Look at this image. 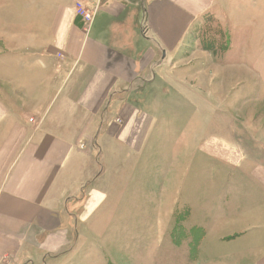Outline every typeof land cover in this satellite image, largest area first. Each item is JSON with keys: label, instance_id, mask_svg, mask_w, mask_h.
Wrapping results in <instances>:
<instances>
[{"label": "crops", "instance_id": "0c3cea01", "mask_svg": "<svg viewBox=\"0 0 264 264\" xmlns=\"http://www.w3.org/2000/svg\"><path fill=\"white\" fill-rule=\"evenodd\" d=\"M74 2L0 0V264H48L73 252L69 218L87 221L105 196L94 188L84 215L69 211L80 184L99 183L95 128L106 124V142L132 146L147 126L133 91H173V100L187 95L195 106L220 91L225 104L245 106L250 91L234 90L264 75V0H102L87 35ZM212 12L226 17L232 38L218 61L190 39ZM230 53L236 61L223 62ZM223 135L203 140L200 151L236 169L252 159L245 144H264L263 129L251 139ZM260 216L264 227V208ZM262 227L252 242L239 245L250 239L239 235L222 243L237 245L232 256H264Z\"/></svg>", "mask_w": 264, "mask_h": 264}, {"label": "rangeland", "instance_id": "374dc122", "mask_svg": "<svg viewBox=\"0 0 264 264\" xmlns=\"http://www.w3.org/2000/svg\"><path fill=\"white\" fill-rule=\"evenodd\" d=\"M225 18L218 12L204 16L202 20L212 23L201 22L198 36L190 37L196 40L195 47L212 52L216 61L226 52L221 45L228 35L232 40ZM236 59L230 53L223 62ZM234 91H250L245 106L243 99L225 104L220 91H213L207 100L197 92L198 106L190 104L187 95L173 100V91H133L132 101L142 109L147 126L136 132L138 141L132 146L106 142V124L95 128L92 177L99 176V183L80 184L79 200L71 201L68 208L84 215L94 188L104 193V201L85 222L69 218L66 227L73 244L68 249L73 252L48 264L262 263L264 256H232L229 253L237 245L223 244L221 239L243 235L250 239L239 245L247 244L263 225L264 175L254 172L264 166V144L244 145L252 158L247 169L233 168L200 151L203 140L229 131L244 139L264 131V110L259 105L264 96L258 94L264 91V75L261 81L247 80ZM201 104L205 111L198 108ZM224 116L229 119L226 127L221 126ZM79 147L83 150L82 144ZM99 199L96 195L92 205Z\"/></svg>", "mask_w": 264, "mask_h": 264}, {"label": "built area", "instance_id": "2783aa9c", "mask_svg": "<svg viewBox=\"0 0 264 264\" xmlns=\"http://www.w3.org/2000/svg\"><path fill=\"white\" fill-rule=\"evenodd\" d=\"M101 8L102 0H75L74 12L82 22V31L85 35L90 32L96 14ZM144 33L147 34L146 31ZM60 56L64 57L63 55ZM30 122L35 123V119L31 118Z\"/></svg>", "mask_w": 264, "mask_h": 264}, {"label": "trees", "instance_id": "16d2710c", "mask_svg": "<svg viewBox=\"0 0 264 264\" xmlns=\"http://www.w3.org/2000/svg\"><path fill=\"white\" fill-rule=\"evenodd\" d=\"M207 22H208V23H212V22H211V19H208V21H206V23H207ZM229 41H230V37H229V35H228V37H227V41H226L227 43L225 42V43H226L225 45H224V44L221 45V48H222L221 50H224V51H225V50H226V51L228 50V48H229ZM207 48H208V47H207ZM213 53L215 54L216 52H213ZM223 53H224V52H223ZM223 53H221L220 56L223 55ZM196 230H198V229H196ZM191 232H192V234H193V231H191ZM195 232L197 233V231H195ZM194 247H196V242L193 243V249H194Z\"/></svg>", "mask_w": 264, "mask_h": 264}]
</instances>
